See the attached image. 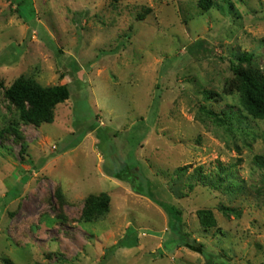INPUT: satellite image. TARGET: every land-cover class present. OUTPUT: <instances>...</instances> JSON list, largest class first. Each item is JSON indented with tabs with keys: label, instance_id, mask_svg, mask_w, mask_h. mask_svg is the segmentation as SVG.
Wrapping results in <instances>:
<instances>
[{
	"label": "rangeland",
	"instance_id": "obj_1",
	"mask_svg": "<svg viewBox=\"0 0 264 264\" xmlns=\"http://www.w3.org/2000/svg\"><path fill=\"white\" fill-rule=\"evenodd\" d=\"M217 2L0 0V131L19 120L5 95L18 78L70 91L52 124L20 125L24 154L11 133L0 140V264H206L170 241L149 195L213 255L264 264V120L232 70L249 53L264 74V0ZM124 164L143 195L109 175ZM200 167L228 179L206 186ZM103 193L109 211L86 222Z\"/></svg>",
	"mask_w": 264,
	"mask_h": 264
},
{
	"label": "trees",
	"instance_id": "obj_2",
	"mask_svg": "<svg viewBox=\"0 0 264 264\" xmlns=\"http://www.w3.org/2000/svg\"><path fill=\"white\" fill-rule=\"evenodd\" d=\"M199 8L207 12L218 5V0H197ZM253 55L242 53L235 56L232 62V70L241 81V100L244 110L254 119L264 120V74L254 69L252 65ZM238 62V63H237ZM247 64V69H242L241 65ZM7 99L19 110V120L14 121L6 130L0 131V140L4 134L11 133L19 143H21V154L25 153L26 143L20 132V125H32L40 127L43 124H52L55 119V111L59 104L65 103L70 99V91L66 84L56 85L53 87H43L33 79L24 77L18 78L10 87L5 89ZM256 166L264 169V156L254 158ZM203 168L197 169L200 180L206 186H221L228 179L226 171L219 172L218 181L213 183L210 176L203 175ZM113 178L127 182L133 185L134 190L138 191L132 182L136 173H132V167L122 165L115 172H108ZM140 194L141 191L139 190ZM156 202L164 209L169 218L170 241L178 246L186 247L194 252L201 254L206 264H228L221 256L213 255L206 250L203 244L192 240L190 235L184 231L182 216L180 210L171 204ZM110 207V198L103 193L100 196H90L86 200L83 211V219L86 222H92L95 219L104 216ZM201 226L205 229H211L216 226L215 217L211 210L198 211ZM120 246H132V244H122ZM117 247L114 248V250ZM6 264H13L9 259L5 260Z\"/></svg>",
	"mask_w": 264,
	"mask_h": 264
}]
</instances>
